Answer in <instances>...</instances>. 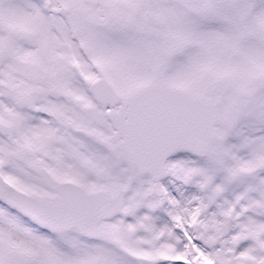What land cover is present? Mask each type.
<instances>
[{
  "label": "snow or ice",
  "instance_id": "snow-or-ice-1",
  "mask_svg": "<svg viewBox=\"0 0 264 264\" xmlns=\"http://www.w3.org/2000/svg\"><path fill=\"white\" fill-rule=\"evenodd\" d=\"M0 264H264V0H0Z\"/></svg>",
  "mask_w": 264,
  "mask_h": 264
}]
</instances>
